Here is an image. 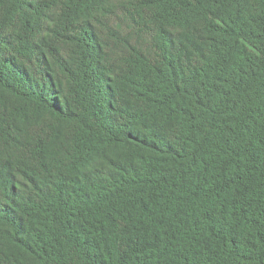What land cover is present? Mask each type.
<instances>
[{
  "label": "trees",
  "instance_id": "obj_1",
  "mask_svg": "<svg viewBox=\"0 0 264 264\" xmlns=\"http://www.w3.org/2000/svg\"><path fill=\"white\" fill-rule=\"evenodd\" d=\"M0 264H264V0H0Z\"/></svg>",
  "mask_w": 264,
  "mask_h": 264
}]
</instances>
